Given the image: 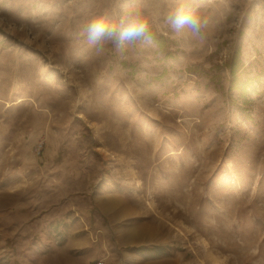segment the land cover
Segmentation results:
<instances>
[{"label": "rangeland", "instance_id": "obj_1", "mask_svg": "<svg viewBox=\"0 0 264 264\" xmlns=\"http://www.w3.org/2000/svg\"><path fill=\"white\" fill-rule=\"evenodd\" d=\"M196 2L201 39L175 0H0V264H264V0ZM133 4L176 58L88 44Z\"/></svg>", "mask_w": 264, "mask_h": 264}, {"label": "clouds", "instance_id": "obj_2", "mask_svg": "<svg viewBox=\"0 0 264 264\" xmlns=\"http://www.w3.org/2000/svg\"><path fill=\"white\" fill-rule=\"evenodd\" d=\"M158 18V13H150L136 4L123 11L100 9L91 14L82 35H86L89 45L110 44L120 51L125 44L134 45L138 41L152 43L154 37L150 21ZM164 22L176 33L187 30L195 39L202 38L208 23L196 0H175V6L164 15Z\"/></svg>", "mask_w": 264, "mask_h": 264}, {"label": "trees", "instance_id": "obj_3", "mask_svg": "<svg viewBox=\"0 0 264 264\" xmlns=\"http://www.w3.org/2000/svg\"><path fill=\"white\" fill-rule=\"evenodd\" d=\"M151 28L154 37L152 42H154L158 50L163 53V58L165 60L176 58V51L172 50L170 47L171 40L164 34L157 32L153 27ZM222 65L228 70L229 73L228 90L231 91L237 89L239 91L240 98L244 104V106H239V109L245 110V108L250 105L251 100L248 97L247 88L244 85L239 84V74L243 68V60L241 58L240 48L236 47L231 52L230 56L224 60ZM165 74L166 69L163 68L161 72L158 75L153 76L151 80L160 81L162 77L165 76Z\"/></svg>", "mask_w": 264, "mask_h": 264}, {"label": "bare ground", "instance_id": "obj_4", "mask_svg": "<svg viewBox=\"0 0 264 264\" xmlns=\"http://www.w3.org/2000/svg\"><path fill=\"white\" fill-rule=\"evenodd\" d=\"M101 205H102V207H103V209H104L105 211H109L110 208H111L109 202H103ZM110 214H111V215H114V214H115V211H111Z\"/></svg>", "mask_w": 264, "mask_h": 264}, {"label": "built area", "instance_id": "obj_5", "mask_svg": "<svg viewBox=\"0 0 264 264\" xmlns=\"http://www.w3.org/2000/svg\"><path fill=\"white\" fill-rule=\"evenodd\" d=\"M95 264H103V260L102 259H98Z\"/></svg>", "mask_w": 264, "mask_h": 264}]
</instances>
